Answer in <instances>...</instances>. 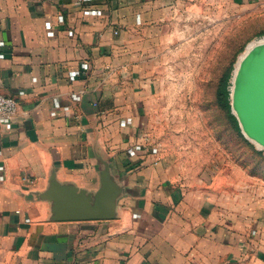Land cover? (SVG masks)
<instances>
[{
	"label": "crops",
	"instance_id": "1",
	"mask_svg": "<svg viewBox=\"0 0 264 264\" xmlns=\"http://www.w3.org/2000/svg\"><path fill=\"white\" fill-rule=\"evenodd\" d=\"M189 1L0 0V95L18 104L0 131V264H264V183L178 174L151 137L146 73ZM104 182L112 218L56 210L60 189L93 205Z\"/></svg>",
	"mask_w": 264,
	"mask_h": 264
},
{
	"label": "rangeland",
	"instance_id": "2",
	"mask_svg": "<svg viewBox=\"0 0 264 264\" xmlns=\"http://www.w3.org/2000/svg\"><path fill=\"white\" fill-rule=\"evenodd\" d=\"M209 4L183 2L161 34L159 55L146 73L151 137L178 174L229 177L233 188L238 181L259 187L264 152L235 127L216 90L229 65L264 37V2Z\"/></svg>",
	"mask_w": 264,
	"mask_h": 264
},
{
	"label": "water",
	"instance_id": "3",
	"mask_svg": "<svg viewBox=\"0 0 264 264\" xmlns=\"http://www.w3.org/2000/svg\"><path fill=\"white\" fill-rule=\"evenodd\" d=\"M229 91L231 114L235 116L241 133L257 148L264 150V40L251 43L238 58ZM60 191L55 199L57 211H66L65 200L72 202L71 209L75 207L73 202L83 206L80 214L73 212L69 215L66 211L67 218L109 219L113 216V186L107 182L102 183L95 194L93 205L82 193L75 195L74 190L68 188Z\"/></svg>",
	"mask_w": 264,
	"mask_h": 264
},
{
	"label": "trees",
	"instance_id": "4",
	"mask_svg": "<svg viewBox=\"0 0 264 264\" xmlns=\"http://www.w3.org/2000/svg\"><path fill=\"white\" fill-rule=\"evenodd\" d=\"M264 34V33H263ZM234 69L233 63L229 65V67L223 72L220 77L217 85L216 95L218 97V103L220 107L224 108L226 112L229 114L230 118L235 124L236 128H239L238 122L234 115L231 114V100H230V78L232 75V71ZM240 129V128H239ZM262 154L263 151H260Z\"/></svg>",
	"mask_w": 264,
	"mask_h": 264
},
{
	"label": "built area",
	"instance_id": "5",
	"mask_svg": "<svg viewBox=\"0 0 264 264\" xmlns=\"http://www.w3.org/2000/svg\"><path fill=\"white\" fill-rule=\"evenodd\" d=\"M84 69H87L86 65H84ZM17 107V101L13 97L0 95V131L5 126L10 127V123L17 113Z\"/></svg>",
	"mask_w": 264,
	"mask_h": 264
},
{
	"label": "bare ground",
	"instance_id": "6",
	"mask_svg": "<svg viewBox=\"0 0 264 264\" xmlns=\"http://www.w3.org/2000/svg\"><path fill=\"white\" fill-rule=\"evenodd\" d=\"M259 40H264V37H262L261 39H259Z\"/></svg>",
	"mask_w": 264,
	"mask_h": 264
}]
</instances>
